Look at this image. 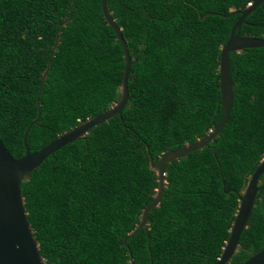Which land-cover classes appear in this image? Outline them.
<instances>
[{
    "label": "trees",
    "instance_id": "1",
    "mask_svg": "<svg viewBox=\"0 0 264 264\" xmlns=\"http://www.w3.org/2000/svg\"><path fill=\"white\" fill-rule=\"evenodd\" d=\"M252 1L106 0L130 53L128 99L121 117L56 150L21 183L46 264H130L128 250L134 264L216 263L238 194L264 157V46L229 52L228 120L209 145L163 164L164 190L147 228L121 244L156 193L150 159L220 122L219 56L239 16L229 14ZM263 25L264 2L239 34L263 37ZM123 56L100 0H0V139L10 154L25 153L49 58L30 151L119 99ZM263 246L264 187L225 264H241Z\"/></svg>",
    "mask_w": 264,
    "mask_h": 264
},
{
    "label": "water",
    "instance_id": "2",
    "mask_svg": "<svg viewBox=\"0 0 264 264\" xmlns=\"http://www.w3.org/2000/svg\"><path fill=\"white\" fill-rule=\"evenodd\" d=\"M264 0H254L245 8L232 11L229 16L239 14L230 29L227 41L221 46L219 56V91L222 106V118L218 125L212 128L205 137L196 140L194 143L186 144L182 147L165 152L155 163L150 159V166L156 169L157 188L153 200L142 210L138 225L123 238L121 245H127V237L133 236L140 228H147V214L150 210L158 206L161 201L165 185V172L163 164L173 159L185 157L188 153L202 149L219 134L224 124L229 118L233 105L232 80L229 70V52H238L242 49L264 46V36L255 37L239 34V28L243 20L254 11ZM100 6L106 23L114 30L116 38L122 44L124 50L123 59L125 66L123 69L122 81L120 85L119 99L104 111L86 118L76 126L58 135L56 138L42 146L36 151H30L27 144V135L32 125L40 118V103L38 95L45 80L50 59L42 74L37 93V115L27 126L23 135L24 155L14 158L0 139V264H46L42 257L39 244L34 236L32 228L28 222L27 211L21 193V183L27 180L32 170L36 169L43 160L56 150L68 143H72L84 137L93 127L107 122L115 115L121 117L128 99V76L130 73L131 58L126 40L123 38L121 28L112 18L106 6V0H100ZM215 14V13H211ZM207 14L203 15V18ZM222 15V14H220ZM70 19V15L65 18L60 26H63ZM264 28V25H263ZM58 30L54 43L50 50V57L53 55L58 44ZM215 150H213L214 153ZM264 157L253 169L248 177L247 183L242 193L238 194L239 203L235 218L229 229V236L215 264H225L230 261L236 252L238 240L243 229L247 227V222L254 206V201L259 198V192L264 187ZM130 264H134L132 253L128 250ZM241 264H264V246L255 254L250 256Z\"/></svg>",
    "mask_w": 264,
    "mask_h": 264
},
{
    "label": "clouds",
    "instance_id": "3",
    "mask_svg": "<svg viewBox=\"0 0 264 264\" xmlns=\"http://www.w3.org/2000/svg\"><path fill=\"white\" fill-rule=\"evenodd\" d=\"M249 4H251V2Z\"/></svg>",
    "mask_w": 264,
    "mask_h": 264
},
{
    "label": "flooded vegetation",
    "instance_id": "4",
    "mask_svg": "<svg viewBox=\"0 0 264 264\" xmlns=\"http://www.w3.org/2000/svg\"><path fill=\"white\" fill-rule=\"evenodd\" d=\"M261 180V179H260Z\"/></svg>",
    "mask_w": 264,
    "mask_h": 264
}]
</instances>
